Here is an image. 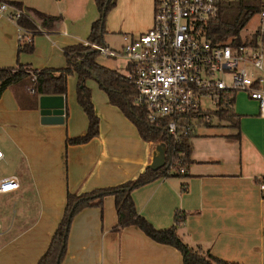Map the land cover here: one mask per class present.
Here are the masks:
<instances>
[{
    "label": "crops",
    "instance_id": "1",
    "mask_svg": "<svg viewBox=\"0 0 264 264\" xmlns=\"http://www.w3.org/2000/svg\"><path fill=\"white\" fill-rule=\"evenodd\" d=\"M2 1L20 2L36 29L19 31L0 11V66H65L64 47L84 44L98 16L93 0ZM247 3L253 7L248 21L258 6L255 1ZM32 9L56 19L44 26ZM152 13L153 0H115L105 15L104 30L117 33L121 42V36L149 28ZM115 21L118 27H113ZM26 37L31 50H18ZM262 61L264 67V49ZM84 82L98 125L97 133L81 143L66 142L87 126L75 98V72L66 76L65 92L60 94L63 119L58 123L39 121L40 94H33L22 81L0 91V178L13 175L17 180L16 188L0 192V264L36 262L62 215L67 191H88L133 178L163 152L161 140H144L102 88L92 80ZM236 93L235 126L217 119L214 125L222 129L211 130L209 122L195 119L204 129H192L188 137L185 174L154 178L132 188L130 195L136 212L155 228L174 224V211H182L175 230L187 244L242 264H264V192L258 188V181L264 180V112H259L255 100ZM115 222L110 194L99 206L79 209L70 218L59 264H182L172 245L150 238L134 224Z\"/></svg>",
    "mask_w": 264,
    "mask_h": 264
},
{
    "label": "built area",
    "instance_id": "2",
    "mask_svg": "<svg viewBox=\"0 0 264 264\" xmlns=\"http://www.w3.org/2000/svg\"><path fill=\"white\" fill-rule=\"evenodd\" d=\"M0 11L12 20L20 15L5 2H0ZM236 14L233 0H153L149 28L121 36L118 49L84 44L104 55L124 58L123 75L134 88L131 104L142 108L148 121H161L162 129L177 138L191 131L189 123L207 110L203 99L226 104L227 96L243 91L264 112V0L258 1L257 25L248 40L238 35L236 40L213 43L206 36L209 21L217 16L231 20ZM16 187L15 176L0 178V192ZM258 188L264 192V180L258 181Z\"/></svg>",
    "mask_w": 264,
    "mask_h": 264
},
{
    "label": "trees",
    "instance_id": "3",
    "mask_svg": "<svg viewBox=\"0 0 264 264\" xmlns=\"http://www.w3.org/2000/svg\"><path fill=\"white\" fill-rule=\"evenodd\" d=\"M93 1L98 16L91 22L85 42L103 46L104 18L113 7L115 0ZM248 1L253 3L255 1L258 6L259 0H233V8L237 12L233 19L226 20L217 16L209 21L205 27L207 38L213 43H220L228 38L236 40L239 30L253 11V7L248 6ZM0 2L3 1L0 0ZM5 3L20 11V15L14 22L22 32L35 31L34 23L24 14L20 2L8 1ZM32 10L44 26L56 19L54 16ZM31 48L30 40H22L17 47L18 50L24 51L31 50ZM64 51L66 65L59 68L46 66L32 68L22 63L17 64L16 67L0 66V91L12 83L22 81L32 88L33 94H62L65 92L66 76L75 72V98L87 117V126L81 134L67 137L66 142L81 143L97 133L98 117L92 107L90 89L84 82L87 76H92L97 85L106 93L108 101L117 106L134 123L139 135L144 140H161L164 143L163 159L154 167L146 165L133 178L117 184L94 187L88 191L77 193L67 191L62 215L51 233L46 248L34 264H59L65 251L66 234L71 216L83 207L99 206L102 198L108 194L113 196L116 226L134 224L150 238L172 245L179 251L182 264H242L238 261L218 257L207 249L189 245L183 241L175 230V223L183 217L182 211L180 213L174 211V224L163 228H155L147 219L136 212L130 195L132 188L160 176L185 174L184 169L189 161L188 137L192 134V130L174 138L162 129L163 123L161 121H148L145 118L144 110L131 104L129 95L134 91V88L123 73L96 63L95 57L99 53L97 49L88 46V44L76 43L65 46ZM226 100V104L218 102L215 109L198 113L196 117L198 122L207 123V117L209 114H213L224 124L235 126L238 115L234 113L232 108L233 93L227 96ZM189 124L192 127V123ZM179 168L182 170L179 171Z\"/></svg>",
    "mask_w": 264,
    "mask_h": 264
},
{
    "label": "rangeland",
    "instance_id": "4",
    "mask_svg": "<svg viewBox=\"0 0 264 264\" xmlns=\"http://www.w3.org/2000/svg\"><path fill=\"white\" fill-rule=\"evenodd\" d=\"M222 15L226 19L229 18V14L227 12H224ZM127 17H128V21L131 22L132 21V18H131L132 14H129ZM256 25H257L256 16L252 15L248 21L246 20L244 22L243 26L239 30V33H238L239 38L242 39V40H248L249 38H251L252 34L250 33V31L255 29ZM114 26L118 27V24H117L116 21L113 22V27ZM116 29H119V28H116ZM128 31H131V29L128 28ZM104 42H105V44H107V47H110V48H113V49H118L120 44H121L119 35H117V33H114V32L107 33L106 31L104 33ZM263 46H264V40H263V43H262V49H264ZM95 61H96L97 64L102 65V66H104L106 68H109V69H114L115 71H117L119 73H125L126 72V69H125L126 65L124 63V58L123 57H111V56H107V55H104L103 53L99 52V54L95 57ZM86 79L92 80V81H94L97 84L96 80L92 76H87L85 78V80ZM236 94L245 96V93L243 91H239ZM237 95H235V96H237ZM202 103L204 105L203 106L204 109L213 110V109L216 108V104H214L212 101H210L208 99H203ZM207 118H208L207 122H209L210 123L209 125H211L210 126L211 130L222 129L221 126L214 125L215 123L218 122V120L213 114H209V116ZM198 127H199V130H203L204 129V128H201V127H203V125L198 126L195 123V121H193L192 122V128L193 129H197Z\"/></svg>",
    "mask_w": 264,
    "mask_h": 264
},
{
    "label": "water",
    "instance_id": "5",
    "mask_svg": "<svg viewBox=\"0 0 264 264\" xmlns=\"http://www.w3.org/2000/svg\"><path fill=\"white\" fill-rule=\"evenodd\" d=\"M39 121L42 123H58L63 119V101L60 94H40L37 97ZM163 152L152 165L161 163Z\"/></svg>",
    "mask_w": 264,
    "mask_h": 264
}]
</instances>
